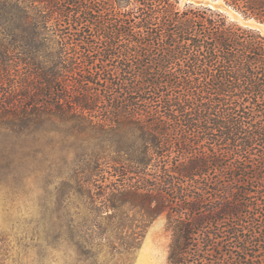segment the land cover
I'll list each match as a JSON object with an SVG mask.
<instances>
[{"label": "trees", "instance_id": "16d2710c", "mask_svg": "<svg viewBox=\"0 0 264 264\" xmlns=\"http://www.w3.org/2000/svg\"><path fill=\"white\" fill-rule=\"evenodd\" d=\"M213 1L0 0V142L53 145L91 259L165 214L168 264H264V33L223 8L264 0Z\"/></svg>", "mask_w": 264, "mask_h": 264}, {"label": "rangeland", "instance_id": "374dc122", "mask_svg": "<svg viewBox=\"0 0 264 264\" xmlns=\"http://www.w3.org/2000/svg\"><path fill=\"white\" fill-rule=\"evenodd\" d=\"M188 1L180 0V6ZM194 1L222 6V1ZM223 8L264 33V25ZM69 173L51 144L42 148L15 136L0 142V264H168L172 234L165 214L148 224L131 259L107 247L97 259L89 258L75 231L81 223L85 228L87 209L71 196L72 182L64 179Z\"/></svg>", "mask_w": 264, "mask_h": 264}]
</instances>
